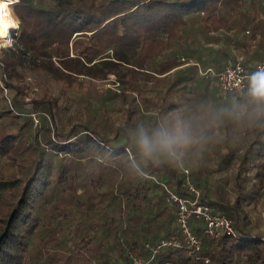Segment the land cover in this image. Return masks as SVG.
Here are the masks:
<instances>
[{
    "label": "trees",
    "instance_id": "obj_1",
    "mask_svg": "<svg viewBox=\"0 0 264 264\" xmlns=\"http://www.w3.org/2000/svg\"><path fill=\"white\" fill-rule=\"evenodd\" d=\"M11 7L20 26L0 53V264L148 257L177 234L175 206L160 183L187 195L184 169L201 200L235 229L207 239L191 218L201 260L264 264V231L254 233L248 215L264 191V123L229 131L223 116L227 133L209 152L218 121L205 119V139L173 162L146 159L135 143L140 127L171 128L203 114L207 97L214 109L241 98L222 100L216 84L208 94L211 78L192 63L219 72L242 53L249 73L264 64V0H19ZM30 73L75 89L78 109L44 95L25 100ZM110 75L113 89L80 94L82 79ZM231 166L230 198L207 176ZM166 259L203 264L186 248H163L157 260Z\"/></svg>",
    "mask_w": 264,
    "mask_h": 264
},
{
    "label": "clouds",
    "instance_id": "obj_2",
    "mask_svg": "<svg viewBox=\"0 0 264 264\" xmlns=\"http://www.w3.org/2000/svg\"><path fill=\"white\" fill-rule=\"evenodd\" d=\"M18 2L19 0H0V41H3L0 47L12 45L10 30H17L20 26L11 7ZM225 115L249 126L264 123V64L257 65L256 70L247 76L243 102H237L232 108L214 109L209 106L203 114L190 121H178L171 128L161 127L148 131L140 127L135 136V143L140 154L146 159L156 163H159L161 158L169 162L179 161L187 151L205 139L200 122L205 119L216 122Z\"/></svg>",
    "mask_w": 264,
    "mask_h": 264
},
{
    "label": "built area",
    "instance_id": "obj_3",
    "mask_svg": "<svg viewBox=\"0 0 264 264\" xmlns=\"http://www.w3.org/2000/svg\"><path fill=\"white\" fill-rule=\"evenodd\" d=\"M192 64L197 67L199 75L215 79L220 97L225 98L231 93L236 97L244 98L247 76L250 73L245 69L241 58H236L230 65L219 72H214L211 67L202 69L197 63ZM150 178L156 180L152 176ZM160 184L168 192L167 200L175 206L174 222L177 234L151 246V252L148 257L129 255L127 260L121 264H182L172 259L157 260L159 253L166 247L175 249L186 248L192 259L208 264L209 260L207 258L201 260L198 253L202 240L192 229L190 225L191 218L202 222L201 234L207 239H216L221 235H233L235 232L233 221L226 215L217 212L213 206L201 200L200 192L192 183L187 169H184L183 179L187 195L175 194L169 191L164 183L161 182Z\"/></svg>",
    "mask_w": 264,
    "mask_h": 264
},
{
    "label": "rangeland",
    "instance_id": "obj_4",
    "mask_svg": "<svg viewBox=\"0 0 264 264\" xmlns=\"http://www.w3.org/2000/svg\"><path fill=\"white\" fill-rule=\"evenodd\" d=\"M13 9V7H12ZM14 14V10H13ZM15 16V15H14ZM16 17V16H15ZM19 28L15 30L12 34V38H14L18 35ZM0 43H3V41H0ZM13 45V43H12ZM11 46H4L0 47V53L6 52L8 48H11ZM244 56L242 53L238 56L241 58L243 61L244 59L242 58ZM165 77H168L167 75ZM115 80V77L113 75H110L108 77V80L105 81H99L96 79L90 80L88 78L82 79L81 83V91L80 94L88 95V94H94L95 92H100L106 90V88H114V84L112 83ZM149 85L152 84V81L147 82ZM205 86H207L208 94L211 95L212 89L215 87V79H205L204 80ZM25 87V93L26 95L24 96L25 100H28V98H37V97H42L44 95L46 98H54L57 100V102L63 106H65L68 109L72 110H77L78 106L75 105V100L77 97L76 95V90L75 89H66L64 86H60L57 83L52 82L51 80L47 79L46 76L40 75L38 73H30V76L28 77L27 81L23 83ZM146 94L150 95L151 92H146ZM136 96L139 97V95L136 93ZM208 99V107L213 106L214 103H212V100ZM224 100L223 98H221ZM243 98H233L231 101V108L237 103V102H243ZM117 111H121V104L117 103ZM206 108V110L208 109ZM71 111H68L70 113ZM120 114L116 113L113 115V118H118ZM226 121L228 124V130L229 131H234L237 130L240 126L243 124L238 123L233 117L225 115ZM215 132L212 134L213 138L211 139V144L208 145L209 149L208 151L211 152L212 148H215L217 145H220V142L222 140V137L224 135V132L227 130L221 129L220 127V120H218L217 123H215ZM227 133V132H226ZM204 165H209L212 166V163L210 161H206ZM235 171V166H231L228 169L223 170L222 172H217L213 173L211 175L207 176V179L209 180L210 183H215L217 184H222V189L227 192L228 197L234 196L231 193V177L232 173ZM222 178H225L228 180V182L225 184L221 182ZM263 195V196H262ZM262 195L259 196V199L256 203L257 208L252 209L249 211L248 215L250 218L253 220V232H261L264 231V191H262ZM232 200V199H230Z\"/></svg>",
    "mask_w": 264,
    "mask_h": 264
},
{
    "label": "bare ground",
    "instance_id": "obj_5",
    "mask_svg": "<svg viewBox=\"0 0 264 264\" xmlns=\"http://www.w3.org/2000/svg\"><path fill=\"white\" fill-rule=\"evenodd\" d=\"M14 31H15V30H10V34H11V36H12V34H13Z\"/></svg>",
    "mask_w": 264,
    "mask_h": 264
}]
</instances>
